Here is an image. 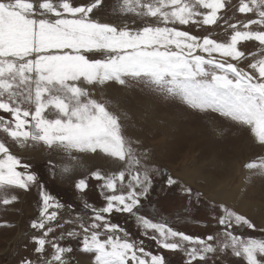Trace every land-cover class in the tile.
<instances>
[{"label":"snow or ice","instance_id":"1","mask_svg":"<svg viewBox=\"0 0 264 264\" xmlns=\"http://www.w3.org/2000/svg\"><path fill=\"white\" fill-rule=\"evenodd\" d=\"M102 3L0 0V131L21 147L42 144L62 152L68 162L61 166V174L79 167L81 154L86 153H102L124 163L116 172H91L101 182L104 205L86 203L90 217L65 221L78 225L80 231L73 229L67 236L82 237L81 250L94 254V264H166L163 255L147 251L143 240L132 239L112 222L115 213L134 217L142 234L153 233L150 238L159 247L183 250L187 264H206L209 254L229 249L246 264H264V240L235 234L237 228L256 225L224 204L219 205L217 218L222 238L194 237L167 220L140 215L141 199L152 186L147 156L126 137L124 116L91 91L110 82L127 86L135 81L192 110L218 113L249 129L264 146V0H239L238 12L254 18L235 23L224 16L228 0H119L118 13L134 17L135 27L95 19L94 10ZM220 21L227 26L225 31L231 29L227 41L183 30L190 25L220 27ZM249 41L258 42V58L257 53L241 50V43ZM249 57L247 67H240ZM244 167L250 176L264 177V157ZM30 168L0 141V191L29 189L37 182ZM167 183L178 181L169 176ZM75 187L84 192L87 178L79 179ZM182 190L192 195L190 187ZM40 195V217L31 223L42 230L33 236L38 259H23L20 264H71L73 249L59 243L64 235L49 239L56 227H63L54 222L64 206L43 185ZM16 199L3 195L0 203Z\"/></svg>","mask_w":264,"mask_h":264},{"label":"rangeland","instance_id":"2","mask_svg":"<svg viewBox=\"0 0 264 264\" xmlns=\"http://www.w3.org/2000/svg\"><path fill=\"white\" fill-rule=\"evenodd\" d=\"M90 2L91 0H73L75 5ZM118 3L119 0H103L102 5L94 10V18L103 23L121 26L128 24L135 27L134 17L118 13ZM238 6L239 0H228L224 16L225 19L230 18V23L254 18L252 14L239 13ZM219 23L220 27L190 25L184 26L183 30L198 36L211 33L213 38L227 41L231 35V29L225 31L227 26L223 24V21ZM240 48L246 54L257 53L259 45L255 41L242 42ZM259 55L260 53H257V58ZM251 59L252 57H249L244 60L240 67L246 68ZM91 91L95 97H102L109 101L110 106L124 116L123 124L126 137L133 143V147L138 153L147 156L146 163L151 170L152 186L148 195L141 199L140 215L154 220H167L176 230L194 237L206 238L208 235H213L222 238L223 228L218 224L217 218L221 215L219 205L224 204L245 215L256 225L254 229L237 228L235 234L245 238L264 240V212L262 209L251 207L247 212L235 208L233 203L220 202L203 189L206 184L207 187L210 184L209 182L205 184L203 177L209 178L207 175H213L210 180L211 191H216L215 186L222 178L224 167H227L229 162H237L238 170L235 172L242 168L238 177L232 179L233 186L237 187V191L240 190L241 194L248 193L252 189L251 196L253 197H248L247 200L254 201L256 205L264 207V177L250 176L249 170L244 167L245 163L258 161L259 158L264 157V146L256 143L249 129L236 125L218 113L192 110L180 100L158 93L135 81H130L127 86L110 82L104 86L92 88ZM164 129L170 132L165 133ZM233 135L236 136L235 149L232 148L233 142H227L228 146L223 147L224 142L230 138L234 139ZM163 136H165L164 142L162 141ZM0 141L9 147L10 152L19 157L22 163L30 165V171L37 175V182L27 190L9 188L6 192L0 191V196L17 197L11 204L0 203V264H20L23 259H32L33 261L38 259L34 251L36 245L33 242V236L41 235L42 230L33 229L31 223L40 217L41 185L64 206L58 210V220L54 222L63 225V227H56L54 232L49 234V239L63 234L64 239L59 243L73 249L69 256L71 264H94V254L81 250L82 237L67 236V232L73 229L80 231L78 225L65 223V221L70 218L75 220L78 216L90 217V210L84 207L86 203L97 208L104 205L105 201L99 187L101 182L92 178L91 172L96 170L104 173L116 172L125 167L124 163L102 153H86L81 154L79 167L70 174H61V166L68 161L59 150L48 149L42 144L21 147L2 131H0ZM243 145L245 146L242 147ZM158 146L159 148L162 146V148L158 150ZM213 158L214 162L208 161ZM220 158L224 162H221ZM200 164L204 166L200 171L202 179L197 180L195 185L179 175L183 167L195 169ZM18 170L23 171V169ZM242 171L247 172V177L244 179L246 188L239 189ZM169 176L177 180L178 183L169 186L167 183ZM82 178H87L88 183V188L84 192H80L75 187L76 182ZM183 187H190L193 190L192 195L185 193L182 190ZM154 205L159 206L162 213L172 214V217L166 218L154 214ZM111 221L127 230L132 239L143 240V246L147 251L163 255L166 264H187V256L183 250L173 251L159 247L150 238L153 233L150 232L148 236L142 234V229L138 227L134 217L115 213L111 216ZM50 253L51 248L49 247L46 249V255ZM194 264H204V262H194ZM206 264H246V261L242 257L234 256L229 249L226 252L209 254Z\"/></svg>","mask_w":264,"mask_h":264},{"label":"bare ground","instance_id":"3","mask_svg":"<svg viewBox=\"0 0 264 264\" xmlns=\"http://www.w3.org/2000/svg\"><path fill=\"white\" fill-rule=\"evenodd\" d=\"M107 89L109 90V87H107ZM111 89V88H110ZM95 90V89H94ZM98 91V90H97ZM118 92H119V90H117ZM119 95H122L121 93H118ZM108 98V97H107ZM110 99V98H109ZM123 100V99H122ZM115 101V100H114ZM118 101V100H117ZM123 105V104H122ZM111 107V106H110ZM172 117V116H171ZM173 118V117H172ZM134 124V123H133ZM172 127V126H171ZM172 129V128H171ZM170 129V130H171ZM165 133L166 132H168V130H163ZM170 132V131H169ZM168 132V133H169ZM234 136V139H229V140H227L226 142H224L222 145H223V147H227L228 146V143H232V148L233 149H235V145H234V142H236V136L235 135H233ZM246 136V135H245ZM164 138L162 139V141L164 142V139H165V136H163ZM247 138H249V137H247ZM252 139V138H251ZM148 142V141H147ZM146 142V143H147ZM162 142V143H163ZM228 142V143H227ZM244 143V142H243ZM254 143V142H253ZM257 143V142H256ZM148 144V143H147ZM236 144V143H235ZM193 145H194V143H193ZM245 145H243L242 147H244ZM251 146V145H250ZM257 146V145H256ZM193 147V146H192ZM238 147V146H237ZM236 147V148H237ZM158 148V150L159 149H161L162 148V146L159 148V146L157 147ZM231 148V150H233ZM243 149V148H242ZM247 149V148H246ZM262 149V148H261ZM247 150H249V149H247ZM237 151V150H236ZM235 151V152H236ZM232 152V151H231ZM230 152V153H231ZM241 152V151H240ZM242 153H243V151H242ZM192 154V153H191ZM244 154V153H243ZM190 155V154H189ZM189 155H186L187 157H189ZM241 155V154H240ZM158 156V155H157ZM156 157V156H155ZM216 158H219L218 156H215ZM214 157V158H215ZM230 157V156H229ZM232 157V156H231ZM237 157V156H236ZM214 158L213 159H209L208 161H210L211 160V162H214L215 160H214ZM190 159H192V158H190ZM225 159V158H224ZM194 160V159H193ZM192 160V161H193ZM228 160V159H227ZM191 161V160H190ZM220 161L221 162H224L223 161V159L222 158H220ZM245 161V160H244ZM243 161V162H244ZM185 163V162H184ZM243 164V163H242ZM246 164V163H245ZM227 166V165H226ZM203 167L204 166H202V164H200L199 166H197V168H195V169H188V168H185V167H183V169H182V172L179 174L181 177H183L186 181L188 180V182L189 183H191V184H194L195 185V182L198 180H200V178L202 179V176L200 175V171L203 169ZM242 168V167H241ZM241 168H240V170H241ZM236 170H238V165H237V162H229L228 163V166L227 167H224V169H223V175L221 176L222 178L220 179V181H219V183L215 186V188H217V189H215L216 191H211L212 190V186H211V178H212V176L213 175H207L209 178H207V177H203L204 178V183L206 184V183H210L209 184V186L207 187V184L205 185V187L203 188V189H205L208 193H210L211 195V197L212 198H214V199H216V200H218V201H220V202H226V203H228V204H232V205H234L235 206V208H239V209H242V210H245V211H247V212H249L248 211V209L249 208H251V207H256V208H258V209H262L263 210V212H264V207H262V206H259V205H256V203H254V201H251V200H247V198L248 197H250V198H252L253 196H251L252 195V193H253V191H252V189H251V191L250 192H248V193H244V194H241V191L239 190V191H237V187H234L233 186V182H232V179L234 178V179H236L237 177H238V173H240V170L239 171H237V172H235ZM236 173V174H235ZM222 174V173H221ZM232 174V175H231ZM246 174H247V172H243L242 171V173H241V182H240V184H239V189H241L242 187H245L244 185H245V182H244V179H246L245 177H247L246 176ZM228 175H231V176H229V177H225V176H228ZM208 179H209V181H208ZM216 181V180H215ZM233 183V184H232ZM237 184V183H236ZM212 185H214V184H212ZM246 185H247V183H246ZM250 185V184H249ZM253 185V184H252ZM259 185V184H258ZM199 186V185H198ZM202 187V186H201ZM246 188V187H245ZM244 188V189H245ZM253 188V187H252ZM249 189V188H248ZM247 189V190H248ZM254 189V188H253ZM244 191V190H243ZM246 192V191H245ZM262 192V191H261ZM209 195V194H208ZM247 196V197H246ZM245 197H246V199H245ZM244 211V212H245Z\"/></svg>","mask_w":264,"mask_h":264},{"label":"flooded vegetation","instance_id":"4","mask_svg":"<svg viewBox=\"0 0 264 264\" xmlns=\"http://www.w3.org/2000/svg\"><path fill=\"white\" fill-rule=\"evenodd\" d=\"M153 211H154L155 214L157 213V208H156L155 205L153 206Z\"/></svg>","mask_w":264,"mask_h":264},{"label":"trees","instance_id":"5","mask_svg":"<svg viewBox=\"0 0 264 264\" xmlns=\"http://www.w3.org/2000/svg\"><path fill=\"white\" fill-rule=\"evenodd\" d=\"M141 206H142V204H141ZM140 210H141V207H140ZM139 213H140V211H139Z\"/></svg>","mask_w":264,"mask_h":264}]
</instances>
